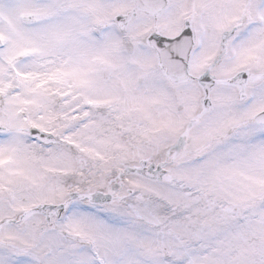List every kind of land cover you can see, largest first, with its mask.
I'll list each match as a JSON object with an SVG mask.
<instances>
[{
  "label": "snow or ice",
  "instance_id": "6c2138e0",
  "mask_svg": "<svg viewBox=\"0 0 264 264\" xmlns=\"http://www.w3.org/2000/svg\"><path fill=\"white\" fill-rule=\"evenodd\" d=\"M0 264H264V0H0Z\"/></svg>",
  "mask_w": 264,
  "mask_h": 264
}]
</instances>
